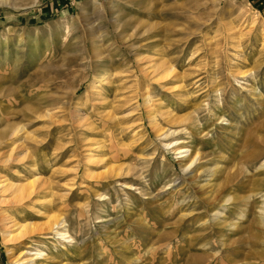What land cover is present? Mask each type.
<instances>
[{
	"label": "rangeland",
	"instance_id": "1",
	"mask_svg": "<svg viewBox=\"0 0 264 264\" xmlns=\"http://www.w3.org/2000/svg\"><path fill=\"white\" fill-rule=\"evenodd\" d=\"M263 26L264 0H0V181H34L0 191V264H264Z\"/></svg>",
	"mask_w": 264,
	"mask_h": 264
},
{
	"label": "bare ground",
	"instance_id": "2",
	"mask_svg": "<svg viewBox=\"0 0 264 264\" xmlns=\"http://www.w3.org/2000/svg\"><path fill=\"white\" fill-rule=\"evenodd\" d=\"M119 6L118 5H114V8L115 9H113V10H112L113 6H110L111 11L113 13H116L117 11H119V9H118ZM262 29H264V26L262 27ZM160 65H162V64H160ZM170 71H171V69H170ZM21 130H22V128L20 126H13L11 130H9L8 132L5 133L4 136L5 137H9L11 139H15L17 137L18 133ZM186 151L187 150H179L177 152L180 154V153L186 152ZM194 159L195 158L191 159L190 163H192L194 161ZM33 184H34V181H31V182H28V183L26 182L25 184L14 185L12 182L4 179V180H1L0 181V189H1L0 191H9V190H12L13 191V194H14V197L19 200V199H22L23 196H28V195L30 196V194L32 193L31 192L32 191L31 189L33 187ZM261 223L264 224V215L261 216ZM12 225L13 226H17V222L14 223V224H12ZM18 228H20L19 229V233H21L26 228V225L25 224H20V225H18Z\"/></svg>",
	"mask_w": 264,
	"mask_h": 264
}]
</instances>
